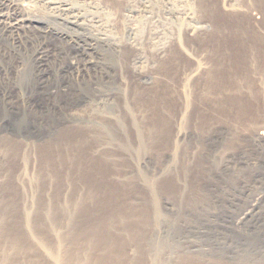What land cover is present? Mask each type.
Wrapping results in <instances>:
<instances>
[{
	"label": "rangeland",
	"instance_id": "rangeland-1",
	"mask_svg": "<svg viewBox=\"0 0 264 264\" xmlns=\"http://www.w3.org/2000/svg\"><path fill=\"white\" fill-rule=\"evenodd\" d=\"M54 1L82 24L38 18L67 39L0 23V264H264V64L227 60L264 49V0ZM246 132L255 162L214 172Z\"/></svg>",
	"mask_w": 264,
	"mask_h": 264
},
{
	"label": "bare ground",
	"instance_id": "bare-ground-1",
	"mask_svg": "<svg viewBox=\"0 0 264 264\" xmlns=\"http://www.w3.org/2000/svg\"><path fill=\"white\" fill-rule=\"evenodd\" d=\"M51 1V0H50ZM48 4V3H47ZM68 4V3H67ZM67 4H60L58 5L57 1L55 2L54 0L51 1L50 3V9H42L40 11H37L36 9H34L30 4L28 3H25L23 2V0H0V23L3 22V25L5 24V26L8 24L10 25L11 27L9 28V30H11V28H13V30H25V32H27L28 30L31 31V29H33L34 27H42L45 29V32L46 34L48 33L49 35H55L61 39H67L68 38V35L64 32H60V31H57L56 29L54 28H51V27H48V26H44L43 22L40 20V19H43L45 16V18H50V19H55L57 21H60L61 23H65L67 25H70L72 27H78L80 25V22L82 24V21H79V17L78 15L75 13V11H73L72 9H70V7H68ZM49 6V5H48ZM46 7V6H45ZM74 7V6H73ZM76 8V7H75ZM257 12V11H256ZM79 14V13H78ZM259 14V13H257ZM39 15H42L43 18H41ZM40 19H39V18ZM259 17V16H258ZM253 19V18H252ZM44 21V19H43ZM259 22V21H258ZM260 23V22H259ZM257 24V22H256ZM3 27V26H2ZM260 27V25L258 26ZM261 28V27H260ZM4 29V27H3ZM40 29V28H39ZM262 29V28H261ZM7 30V28L5 29ZM4 31V30H3ZM42 31V30H40ZM262 31V30H261ZM33 32V31H32ZM36 32V31H35ZM43 32V31H42ZM258 32V31H257ZM258 34V33H257ZM256 34V35H257ZM263 35V34H262ZM70 38V37H69ZM249 38V37H248ZM255 38V37H254ZM257 38V37H256ZM72 40V39H71ZM76 40V39H75ZM74 40V41H75ZM257 40V39H256ZM262 40V39H260ZM255 43V42H254ZM77 42H74V45H76ZM245 44V43H244ZM20 46V45H19ZM249 46V44H248ZM92 48V47H91ZM261 48V47H260ZM260 48H257L256 46H250V47H244V46H240V47H237V48H234V49H231L229 48V51L228 52V56H227V60L230 61L231 63V67H232V70L233 72H231L232 74H234V76L236 78L240 77V75H243L244 77H249L250 79V75L254 73L253 70H255L258 67H260L259 65L263 66L264 64V49H260ZM227 50V48H226ZM224 53V52H223ZM43 54V53H42ZM84 55V53H83ZM224 55V54H222ZM226 55V54H225ZM222 57V56H221ZM14 62V61H13ZM201 62V61H200ZM199 62V63H200ZM218 62V61H217ZM227 62V61H226ZM88 64H85V66L81 67L79 65V63L77 62H70L68 64V67L69 68H73V69H77L78 72L79 71H82L84 73V67H91V66H94V64H92V62H87ZM214 63V62H213ZM224 63V62H223ZM222 63V65H223ZM229 63V62H228ZM198 64V63H197ZM221 64V63H220ZM212 65V64H211ZM216 65V64H215ZM200 66V65H198ZM197 66V67H198ZM218 66V65H217ZM217 66H215L217 68ZM206 67V66H205ZM213 67V66H212ZM227 67V66H226ZM229 67V66H228ZM200 70H201V67H199ZM198 68V69H199ZM203 68V67H202ZM220 68V67H219ZM218 68V69H219ZM225 68V67H224ZM261 68V67H260ZM198 73V69L195 68ZM194 69V70H195ZM230 69V68H229ZM259 69V68H257ZM262 69V68H261ZM263 72V71H262ZM216 73V72H215ZM194 74V73H193ZM196 74V73H195ZM211 74V73H210ZM209 74V75H210ZM231 74V75H232ZM212 75V74H211ZM216 76V75H215ZM222 76V75H221ZM226 76V75H225ZM230 76V74H229ZM212 77V76H211ZM217 77V76H216ZM215 77V79H216ZM233 77V76H232ZM252 77V76H251ZM262 77V76H260ZM214 78V77H213ZM219 78V77H218ZM221 79V78H220ZM245 79V78H244ZM212 80V79H211ZM217 80V79H216ZM248 80V79H247ZM214 82H216L215 80H213ZM241 81V80H240ZM240 81L238 82V80H236V82H234V84H232V88H230V91L231 89L233 90L232 94H235L233 97L230 98V103L232 105H235V106H239L240 107V110L241 109H246V107L248 108V106L250 105V100L249 101H246V99H244V96L242 95L243 92H237V91H243L242 89H244L240 83ZM251 81V80H250ZM210 82V81H209ZM221 82V81H220ZM246 82V81H245ZM244 83V82H243ZM248 83V82H247ZM260 83V82H259ZM212 84V83H211ZM225 85V84H224ZM248 85V84H247ZM251 86V83L249 84ZM217 86V83L216 84H213V88ZM229 86V84H228ZM245 86V85H244ZM218 87V86H217ZM216 87V88H217ZM210 89L209 90H212L211 87H209ZM215 88V89H216ZM226 88V87H225ZM224 91V88H221V91ZM255 89V88H254ZM252 88V90H254ZM218 90V89H217ZM229 90V89H228ZM252 92V91H251ZM216 93V92H215ZM222 93V92H221ZM219 94V92H218ZM248 94V92H247ZM253 94V93H252ZM224 95V94H223ZM221 96V94H220ZM255 97V95H252ZM218 97V95L216 96ZM227 97V96H226ZM225 97V98H226ZM248 97V96H247ZM187 98V97H186ZM185 98V99H186ZM221 98H224V96L220 97L219 99ZM225 98L220 101L219 99V103L220 105H224L226 103V100ZM228 98V97H227ZM249 98V97H248ZM188 99V98H187ZM252 99V97H251ZM217 100V101H218ZM255 101V100H254ZM190 102V101H189ZM224 103V104H223ZM188 105V104H187ZM221 105V106H222ZM252 105V104H251ZM228 106V105H227ZM181 107V106H180ZM223 107V106H222ZM250 108V106H249ZM187 110V108H186ZM181 111V110H180ZM239 111V110H238ZM182 113H184V111H182ZM181 113V115H182ZM242 113V112H241ZM185 114V113H184ZM242 115V114H241ZM242 117V116H241ZM233 119V118H232ZM177 121V120H176ZM183 121V120H182ZM248 121V120H247ZM181 122V121H180ZM178 122V123H180ZM236 128V127H235ZM217 129V128H216ZM259 130V129H258ZM214 131V130H213ZM224 131V130H223ZM256 131V130H255ZM248 132V131H247ZM247 132L245 133V136L242 135L240 140H242V143L239 145V147H237L236 150H233V151H225L223 153L222 158L220 159V162L218 163V165H214L213 167V170L214 172H219L221 174H226L227 172H231L234 171V169L237 167V166H250L252 165L255 161H253V158L251 155H249V151L247 150H251L253 147H254V135L256 133H248ZM175 134V138H176V141H180L182 138L185 137V132H183V130L181 129V126L179 125L178 129L176 130V132L174 133ZM215 134V133H214ZM223 134V133H222ZM221 134V135H222ZM226 134V133H225ZM258 134H260L261 136L264 137V130L262 131H259ZM213 135V134H212ZM212 135L211 137L210 136H207L208 138H206L205 140H211L212 138ZM220 135V136H221ZM229 136V135H228ZM246 136H249V137H246ZM223 137V136H221ZM260 137V136H259ZM208 141V143H209ZM205 142V141H204ZM213 142V141H211ZM219 143V142H218ZM213 145H216V144H213ZM259 145V144H258ZM212 146V145H211ZM219 147V146H218ZM222 147V146H220ZM177 148V147H176ZM211 148V147H210ZM214 148V147H213ZM217 148V147H216ZM236 148V147H235ZM208 149V148H207ZM216 150V149H215ZM214 151V150H213ZM217 151V150H216ZM178 152V149H176V153ZM208 152V151H207ZM210 152V151H209ZM220 152V151H219ZM213 153V152H211ZM210 153V154H211ZM218 153V152H216ZM215 153V154H216ZM214 154V153H213ZM214 154V155H215ZM176 155V154H175ZM256 155V154H255ZM207 156V155H206ZM221 156H216V157H221ZM203 157V156H202ZM201 157V158H202ZM210 157V156H209ZM209 157H208V160H209ZM213 157V156H211ZM215 157V158H216ZM217 159V158H216ZM212 160V159H211ZM210 161V160H209ZM213 161V160H212ZM214 163H215V160H214ZM208 164V163H207ZM213 164V162H212ZM211 164V165H212ZM209 165V164H208ZM204 166V165H203ZM207 166V165H206ZM209 167V166H208ZM251 167V166H250ZM210 168V167H209ZM208 170H212V169H208ZM216 170V171H215ZM245 170V169H244ZM254 170V169H253ZM205 171V170H204ZM203 171V172H204ZM240 171V169L238 170ZM241 171H243V169L241 168ZM247 171V170H246ZM213 172V171H211ZM245 172V171H244ZM243 172V173H244ZM254 172V171H252ZM218 173V174H219ZM233 173V172H231ZM255 173V172H254ZM216 174V173H215ZM229 174V173H227ZM210 175V174H209ZM237 175V174H236ZM235 175V176H236ZM252 175V174H251ZM249 174V176H251ZM225 175H223L222 179L224 180ZM233 176V175H232ZM242 176V174H241ZM241 176H236L235 179H234V182H229L228 179L225 180V182H223V184L220 186V184H216L215 186L216 187H219L220 188V191L226 193V190L228 192V195L226 197V201H229V202H235V197H236V193L237 192H241L242 190H246L248 188H250L249 186V180L248 178H244V177H241ZM246 176V175H245ZM206 177V176H205ZM212 177V176H211ZM229 177V176H228ZM231 177V176H230ZM234 178V177H233ZM211 179V178H210ZM220 179V180H222ZM214 180V179H213ZM217 180V179H216ZM222 180V181H223ZM211 181V180H210ZM217 182V181H216ZM215 182V183H216ZM261 182V181H260ZM213 183V182H212ZM214 183V184H215ZM205 185V184H204ZM203 187V186H202ZM214 187V186H213ZM256 188V187H255ZM254 188V189H255ZM200 189V188H199ZM215 189V188H213ZM212 189V190H213ZM208 190V189H207ZM216 190V189H215ZM214 190V191H215ZM218 191V190H217ZM257 191V190H256ZM208 192V191H207ZM219 192V191H218ZM211 194V193H209ZM219 194V193H218ZM220 195V194H219ZM218 195V196H219ZM209 196V195H208ZM221 197V196H220ZM208 198V197H207ZM223 198V197H222ZM212 202V201H211ZM203 203V202H202ZM233 204V203H232ZM192 205V204H191ZM168 206V205H167ZM202 207V206H201ZM233 207V206H232ZM215 208V207H214ZM208 209V208H207ZM211 209V208H210ZM217 211V210H216ZM204 212V211H203ZM209 213V212H208ZM189 215V214H188ZM196 215V214H195ZM186 216V215H185ZM240 216V215H239ZM188 218V217H187ZM255 219V218H254ZM202 220V219H201ZM192 221V220H191ZM239 221V220H238ZM249 222V221H248ZM53 256V254H52ZM57 257V256H56ZM56 259V258H55ZM58 259V257H57ZM59 261V260H58ZM59 263V262H58Z\"/></svg>",
	"mask_w": 264,
	"mask_h": 264
}]
</instances>
